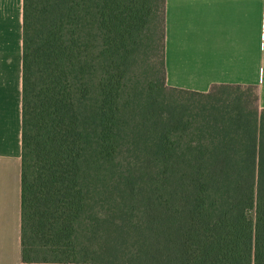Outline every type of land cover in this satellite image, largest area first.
I'll return each mask as SVG.
<instances>
[{"label":"trees","instance_id":"16d2710c","mask_svg":"<svg viewBox=\"0 0 264 264\" xmlns=\"http://www.w3.org/2000/svg\"><path fill=\"white\" fill-rule=\"evenodd\" d=\"M164 5L23 0L22 264H264L256 88L168 86Z\"/></svg>","mask_w":264,"mask_h":264},{"label":"crops","instance_id":"0c3cea01","mask_svg":"<svg viewBox=\"0 0 264 264\" xmlns=\"http://www.w3.org/2000/svg\"><path fill=\"white\" fill-rule=\"evenodd\" d=\"M170 87L255 86L264 110V0H165ZM23 0H0V264L21 261Z\"/></svg>","mask_w":264,"mask_h":264},{"label":"rangeland","instance_id":"374dc122","mask_svg":"<svg viewBox=\"0 0 264 264\" xmlns=\"http://www.w3.org/2000/svg\"><path fill=\"white\" fill-rule=\"evenodd\" d=\"M177 95V94H176ZM179 97L181 98V99H185L186 97H190V95H188V94H181V95H179Z\"/></svg>","mask_w":264,"mask_h":264}]
</instances>
